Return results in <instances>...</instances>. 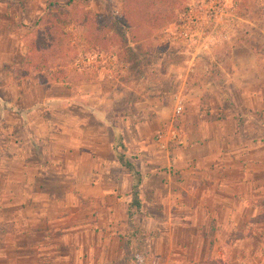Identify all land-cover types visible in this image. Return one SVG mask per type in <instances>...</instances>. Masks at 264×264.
<instances>
[{"label":"rangeland","instance_id":"374dc122","mask_svg":"<svg viewBox=\"0 0 264 264\" xmlns=\"http://www.w3.org/2000/svg\"><path fill=\"white\" fill-rule=\"evenodd\" d=\"M66 1L0 0V84H9L0 90V96L11 98L17 94V90L10 85L12 81L34 83L38 88L46 87L43 90H28L23 98L24 105L31 103L33 97L38 102L30 110L33 111L31 116L35 118L32 127L38 141L40 138L46 139L45 137L53 131L57 132L56 135L47 138L42 148L36 141L32 145L34 153H31L28 146H22L17 151L19 154L15 153L18 157L6 154L13 152V146L8 142L3 143L0 139V148L5 152L0 157V233L12 230L10 224L5 223V219L18 213L21 217L27 218L30 208L35 207L30 206V202L21 197L23 194L21 182H43L42 190L51 198L44 210L52 219L59 206L54 198L63 196L64 191L69 195L75 192L70 180L65 181L62 186L58 184L64 182L60 180L61 174L76 175L77 158L80 161L81 158L84 159V164L87 163V157L92 154H98L97 157L103 159L104 155L100 152L113 137L119 138L122 145L124 140L126 145L133 146L130 143L135 142L132 134L133 125H137V128L142 125L139 134L143 146L165 154L186 142L187 132L192 125V116L197 111L195 103L200 101V105L203 106L212 97L208 91L214 92L209 85L210 82L220 87L223 82L234 84L243 80L249 88H255L257 82L254 79L258 77V82L264 86V0H170V3L175 2L171 9L174 25L166 24L164 21L153 27L138 21L137 30L131 28L132 34L127 35L129 43L127 42L123 48H114L111 53H85L83 51L85 44L80 39L81 34L73 32L74 34H70L69 37L70 43H64L60 48L61 54L50 63L49 67L53 73L49 74V70L45 69L49 62L44 68L36 58L31 64L37 68L28 67L24 36L31 32L35 20L48 2L63 4ZM208 1L215 2L223 8L222 17L217 20V28L212 32L190 29L185 25L184 12L193 4ZM87 7L101 18L112 15L115 19L122 9L120 0H91ZM247 55H254L257 58L259 76L242 77L233 74L235 65L251 66V61L245 57ZM202 86L204 90L200 93L196 88ZM231 94L234 95V91ZM176 107H180V114L177 117L174 116ZM239 119L237 122H242L241 118ZM245 121L244 117V125ZM169 124L182 132L184 140L180 144H169L166 151L161 152L156 149L155 138ZM10 126L11 129L14 128V125ZM11 129H5L6 136L10 138L15 134L18 137L22 136L18 130ZM262 134L264 131H261ZM9 141L12 142V138ZM78 146L81 149H77ZM80 150L83 156L79 155ZM40 162L49 164L44 171L45 175L32 180L37 175ZM159 171L165 169L160 168ZM90 173L95 174L98 171ZM103 174L114 176L117 182L125 185L131 181L130 191L124 192L126 196H130L137 187L133 176L118 164H110ZM100 182H105V179ZM105 189L102 186V193ZM27 191L25 190V193ZM70 198L67 202L68 212L73 215L70 216L68 225L75 227L77 222H81V219L77 220L82 216L81 212L92 208L91 206L86 208V204H80ZM12 202H15L14 206ZM99 206L101 209L107 206L105 199L101 200ZM76 210L80 214H76ZM38 222L36 227L43 228V220ZM25 223L23 221L24 226ZM123 228L124 224H119L116 232L120 234ZM42 236V232H36L32 236L24 233L17 238L14 234L6 236L0 234V249L4 248L0 250V264H43L44 259L28 249V246ZM49 237L52 240L57 239L52 233ZM112 241V238L101 230L98 247L101 252H98L97 257L104 255L106 248L111 250L112 247L109 245ZM82 242L89 246L93 239L84 235L82 241H78L79 244ZM19 244L24 246L15 250L13 247ZM76 245L75 237L69 236L68 246H60L58 253L66 255L68 261H74L79 257V253H75ZM51 252L52 249H49L45 259H56L54 256L57 255ZM192 253L195 255L192 256ZM204 253L199 250L196 252L178 250L173 258L160 252L155 256L146 254L142 261L143 264H169L170 260L176 259L177 264H191L188 259L192 256L197 258L194 264H207L210 258H205ZM228 255L230 258L233 255L236 258L239 252L230 251ZM214 258L208 264H218L216 257ZM241 259L242 264H253L249 259Z\"/></svg>","mask_w":264,"mask_h":264},{"label":"crops","instance_id":"0c3cea01","mask_svg":"<svg viewBox=\"0 0 264 264\" xmlns=\"http://www.w3.org/2000/svg\"><path fill=\"white\" fill-rule=\"evenodd\" d=\"M245 57L251 61V66L235 65L233 74L242 77L259 76L257 58L254 55ZM254 81L257 82L255 88H249L243 80L234 84L223 82L220 87L210 82L209 85L214 91L208 90L212 94L211 99L203 106L196 100L197 111L192 116L186 142L175 150L162 154L143 146L139 134L142 125L138 128L137 125L132 127L135 142L130 143L133 146L126 145L123 140L125 152L122 153L141 176L134 192L138 194L140 210L145 215L134 217L133 222L141 230L155 234L145 244L143 261L148 254L155 256L161 252L164 256L175 258L178 250H199L205 252V258H210L207 264L211 259H215L214 257L218 264H242L241 258L249 259L253 264H264V134L261 135V131H264V86L258 82V77H255ZM10 85L17 90V94L11 98L0 96V139L3 143L8 142L13 146V152L6 154L18 157L15 153L19 154L17 151L22 146H28L31 153H34L32 145L36 141L42 148L47 138L57 132L53 131L45 137L46 139L40 138L38 141L32 127L35 118L31 116L33 111L30 112L38 102L33 97L31 103L24 105L23 98L28 90L37 91L46 87L38 88L34 83L24 84L17 81H12ZM8 86V83L0 84V90ZM196 89L202 93L204 87ZM232 91L234 95L231 94ZM239 118L242 122H237ZM10 125H14V128L11 129ZM105 126L109 128L108 125ZM5 129H16L22 136L15 134L10 142L11 138L6 136ZM76 135L78 139V133ZM113 141L114 137L101 150L103 159L98 158V154H92L84 164V159L81 158L80 161L77 158L76 165L74 164L76 175H60V180L64 182H59L58 185L62 186L65 181L70 180L75 192L69 195L64 191L63 196L54 198L59 206L52 219L44 210L51 198L42 190L43 182H21V197L26 198L30 206L35 207L30 208L27 218L18 213L5 219V223L10 224L12 230L1 232V236L14 234L17 238L24 233L32 236L36 232H42L43 236L28 246V249L43 258V264L119 262L123 243L116 229L126 220V208L131 201V195L126 196L124 192L130 191L132 182L125 185L117 182L114 176L103 174L110 164H118L112 149ZM77 149H81L80 146ZM4 153L0 148V157ZM79 155L83 156L82 150ZM48 165L38 163L37 175L32 180L43 177ZM160 168L165 171H159ZM95 170L98 173H90ZM82 172L84 173L81 174ZM102 179H105V182H100ZM102 186L107 188L103 193ZM25 190L28 191L25 193ZM70 197L80 204H86V208H92L81 212L82 216L77 218L81 219V222H77L75 227L68 225L69 218L73 215L68 212L67 202ZM103 199L107 206L101 209L99 203ZM14 204L15 202H12V206ZM76 214L80 212L76 210ZM41 220L43 228H37L38 221ZM101 230L112 238L113 241L109 245L112 248H106V253L97 257L98 252H101L98 250ZM50 233L55 234L57 239L52 240ZM84 235L93 239L89 246L84 245V241L78 243ZM69 236L75 237L77 242L75 253H79V257L74 261H68L66 255L58 253L60 246H68ZM19 246L13 248L19 250L24 245ZM49 249H52L51 254L57 255L54 256L56 259H45ZM230 251L239 252L238 257L234 258L233 255L230 258ZM193 255L195 254L192 253ZM192 256L188 260L194 264L197 258ZM170 262L177 264L176 259Z\"/></svg>","mask_w":264,"mask_h":264},{"label":"trees","instance_id":"16d2710c","mask_svg":"<svg viewBox=\"0 0 264 264\" xmlns=\"http://www.w3.org/2000/svg\"><path fill=\"white\" fill-rule=\"evenodd\" d=\"M90 1L67 0L63 4L48 2L44 6L30 29L31 32L24 36L28 67L37 68L31 64L36 58L44 68L49 62L45 69L49 70V74L53 73L50 63L61 54L60 48L64 43H70L69 37L73 32L81 34L85 53H111L114 48H123L127 44V37L132 34L131 28L137 30L139 27L138 21L156 27L164 21L172 24L174 18L171 9L175 2L170 3V0H120L122 9L116 19L112 15L101 18L92 12L87 7ZM112 149L120 167L133 176L137 185L139 175L125 159L122 153L125 149L119 138L114 139ZM143 215L145 214L140 210L137 194L132 192L131 201L126 208L124 228L120 233L123 243L121 260L111 264H141L145 244L155 235L141 230L133 222L134 217Z\"/></svg>","mask_w":264,"mask_h":264},{"label":"built area","instance_id":"2783aa9c","mask_svg":"<svg viewBox=\"0 0 264 264\" xmlns=\"http://www.w3.org/2000/svg\"><path fill=\"white\" fill-rule=\"evenodd\" d=\"M222 10L221 5H216L212 1L193 4L183 14L185 25L190 29L209 30V32H212L217 28V20L222 17ZM179 114L180 107H176L174 116L177 117ZM183 140L184 135L182 132L175 130L172 124H169L162 132L156 135V149L165 152L169 144H180Z\"/></svg>","mask_w":264,"mask_h":264}]
</instances>
